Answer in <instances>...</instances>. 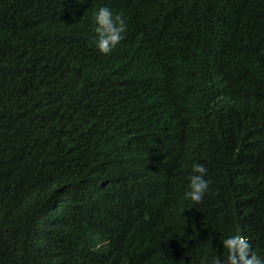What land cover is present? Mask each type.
<instances>
[{
	"label": "trees",
	"instance_id": "16d2710c",
	"mask_svg": "<svg viewBox=\"0 0 264 264\" xmlns=\"http://www.w3.org/2000/svg\"><path fill=\"white\" fill-rule=\"evenodd\" d=\"M101 5L127 24L108 54ZM0 23L26 41L0 46V264H33L92 201L80 264H201L231 234L264 256V0H0Z\"/></svg>",
	"mask_w": 264,
	"mask_h": 264
},
{
	"label": "clouds",
	"instance_id": "9594fccd",
	"mask_svg": "<svg viewBox=\"0 0 264 264\" xmlns=\"http://www.w3.org/2000/svg\"><path fill=\"white\" fill-rule=\"evenodd\" d=\"M95 23V46L104 54L110 53L120 41L124 38L127 28L126 18L120 12H114L107 5L99 6L93 15ZM7 30L5 24L0 23V46L8 42L6 50L13 49L14 41H19L24 46L25 39L16 37L13 39V32L5 35ZM18 39V40H17ZM2 56H5V52ZM134 131H113L107 136V140L103 137L105 145H110L115 149L127 146L131 142L130 136ZM128 135V136H126ZM108 165L105 160L101 166ZM208 169L204 163L193 161L191 172L187 180V190L184 196L193 202H201L208 191L210 179L207 178ZM104 203H94L92 201L93 210L98 207L97 211H93L90 222L86 223L85 218L77 217L71 226V232H67L65 237L60 240L46 242L43 246H39L34 255L28 260L33 264H80L78 259L84 258L78 254L77 250L85 248L104 235H97L93 232L92 221L96 219H107L103 209ZM79 227V230H78ZM106 243V241H104ZM223 248L227 249V257L225 259L213 258L211 261L207 257L202 258L201 264H264V256L258 255L252 250L249 240L242 234H231L222 240ZM76 256V257H75ZM88 264H92L88 260Z\"/></svg>",
	"mask_w": 264,
	"mask_h": 264
}]
</instances>
